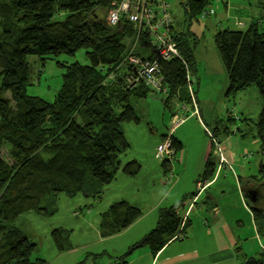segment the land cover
Segmentation results:
<instances>
[{
    "label": "trees",
    "instance_id": "1",
    "mask_svg": "<svg viewBox=\"0 0 264 264\" xmlns=\"http://www.w3.org/2000/svg\"><path fill=\"white\" fill-rule=\"evenodd\" d=\"M120 1H6L12 7L7 6L11 15L7 27L0 29V264H43L40 259L31 258L36 244L15 225L23 214L34 211L53 214L52 205L60 193L68 197L79 193L100 195V187L112 183L118 172L130 176L137 173V162L122 165L119 160L129 148L122 125L140 120L132 100L164 96L162 100L167 102L179 95V99L183 96L193 106L194 98L187 87L191 80L187 76L190 79L191 72L197 71L194 59L197 39L184 30L172 37L181 58L159 62L158 75L166 92L153 91L144 81L134 78L132 65L122 67L127 53L147 55L144 47L152 57L153 49L145 42L146 37L142 35L137 41L132 25L123 18L117 26L109 27L97 13L113 8ZM3 2L0 0V7ZM213 3L214 0H185L187 20L199 19ZM56 13L66 15L59 21L55 20ZM3 17L0 14V23ZM132 40L141 43L142 48L131 52L133 47L128 46ZM213 41L227 76L226 98L251 86L257 88L262 98L253 137L259 142V172L264 180V22L256 17L243 29L220 28ZM80 49L85 50L88 63L65 67L62 86L52 102L26 94L29 56L39 59L59 54L72 56ZM185 68L190 73L186 74ZM228 121L235 123V119ZM224 132L235 133L228 127ZM236 132L246 137L243 129L237 128ZM166 141H170V156L165 153L160 156L155 144L152 154L162 162L164 174L169 176L171 159L182 150V144L173 136H163L160 145ZM5 145L8 159L3 157ZM213 163L209 154L201 175L203 180L214 175ZM186 200L182 198L170 207L159 208L155 227L129 248L128 255L143 247L152 254L160 251L172 239L169 229ZM262 209L260 205L253 206L252 213L255 222L264 225ZM141 216L139 208L125 201L112 204L100 218L101 238L120 234ZM187 224L186 220L182 228ZM51 239L59 252L71 247L70 234L65 229H54ZM245 264L264 262L248 259Z\"/></svg>",
    "mask_w": 264,
    "mask_h": 264
},
{
    "label": "rangeland",
    "instance_id": "2",
    "mask_svg": "<svg viewBox=\"0 0 264 264\" xmlns=\"http://www.w3.org/2000/svg\"><path fill=\"white\" fill-rule=\"evenodd\" d=\"M2 1L5 2L0 7L3 10L0 11V14H3L4 17L0 23V29L7 27V21H10L11 17L8 14L9 11L7 12V6L12 7L6 4L7 0ZM131 1L133 0H128V2ZM164 1L166 6L168 5L167 12L173 21L168 23V30L170 32L184 30L193 34L197 39L194 50L197 71L191 72L192 76L189 79L191 82H188L187 86L193 95L195 109L191 102H186L183 96V100L179 99V95L172 97L169 101L167 99V102L162 100L164 96H159V98L148 96L147 98L132 100V106L140 120L138 123L129 122L122 125V131L129 143V148L121 154L119 160L122 165L132 161L137 162L139 166L137 173L130 176L118 172L112 183L100 187V195L87 196V194L79 193L76 196L68 197L66 194L60 193L53 202V214L43 215L34 211L20 216L15 221L16 227L21 229L30 241L36 244L32 259H40L43 264H134V261L136 264H146L144 249L136 250L134 253L132 251L128 255L129 248L155 227L159 208L170 207L182 198H188L185 201L187 205L190 201L189 197L198 188L200 191L205 188L208 189L205 185L207 180H203L201 175L209 154L214 160L220 159L219 154L225 155V152L235 154L240 152L241 158L245 162L259 163L261 158L259 143L257 146L251 145V143L254 140L258 141L253 135L255 134V123L262 108V98L255 86L238 91L233 97L226 98L227 76L214 44L213 35L220 28L243 29L250 20L260 16L255 15L251 19L243 16L238 17L239 19L232 18L227 9L218 6L217 3L221 0H214V3L205 10V13L200 14L199 19H193L189 22L183 9L185 0ZM244 1L250 4L252 11L261 12L260 2H264L263 0ZM226 2L228 4L229 0ZM116 9L117 7H111L107 10H98L97 13L108 25L107 17ZM65 15V13H56L55 20L62 21V17ZM242 15L248 14L243 13ZM12 23H16L15 20H12ZM135 40L129 42L128 48L135 45ZM132 50L133 48L131 52ZM129 58L126 57L122 67L126 68L129 64ZM27 59L29 61V80L25 90L26 94L39 97L46 102H52L60 90L65 67L88 63L83 49L77 50L72 56L59 54L40 59L29 56ZM122 67L121 69H123ZM128 82L133 83L130 79ZM186 90L183 91L185 97L188 96V90ZM193 113L197 114L198 117ZM174 116L176 118L173 121L177 120L179 124L173 130L172 136L181 142L182 150L171 159V171L169 176H166L162 162L155 159L150 149L152 150L154 146L157 149L160 146L161 139L168 135L169 127H172L171 120ZM228 118L235 119V123L228 121ZM225 127H228L230 131H235V133L226 134L224 132ZM237 128L243 129L245 138L240 137V134L236 132ZM215 131L216 135L214 134ZM241 142H246L248 147L240 148ZM217 145L224 147L223 152L219 153L216 150V148L218 149ZM7 147L5 145L3 150L5 159H8ZM170 155L171 153H168V156ZM229 166L230 164L227 162V165L220 166L219 169L222 170V167L227 169ZM258 168L260 169V167ZM259 169L258 174L252 177L253 180L262 179ZM253 171L256 173L257 169H253ZM222 179H225L224 173H222L219 182ZM220 186L211 188V194L217 199L221 192ZM171 188H174V191L168 194ZM200 191L197 192V195L200 194ZM235 192H237L235 184L229 176L227 191L219 199L220 203L225 205L229 218L233 217V211L229 209L226 201L230 200L233 196L232 193ZM263 195L264 190H261V199L264 197ZM205 197L207 196L197 197L199 205L206 200ZM192 200V205H194ZM121 201L139 208L142 216L125 231L104 240L100 236L101 215L112 204ZM160 204L162 205L159 206ZM198 204H195L187 214L189 221L186 227L188 228L187 232L189 231V237L183 241L174 242V244L183 243L182 246L193 245L195 248L199 246L201 248L208 247L213 242L215 231L209 227H216L217 223L215 219L214 221L210 220V211L200 208L201 206L198 207ZM186 205L182 211L186 209ZM262 205L264 211V204ZM246 212H244L245 217L242 218V226L233 222V219L228 220L222 217L217 230L232 234V231H228V227L230 230L232 226L239 227L236 234L240 240L235 238L234 243H246L245 248L249 249L252 254L255 251L256 253L264 252V225L261 222H256L260 234L257 240V236L254 237L253 228L255 224L251 212L248 209ZM176 218L177 216L174 220ZM178 221L175 220L171 225L170 229L175 228L174 233L179 230ZM56 228H62L69 232L70 249L62 252L55 249L51 233ZM209 231L212 232L209 233ZM176 235L172 238L181 240L183 231L176 233ZM261 261L264 262V260Z\"/></svg>",
    "mask_w": 264,
    "mask_h": 264
},
{
    "label": "crops",
    "instance_id": "3",
    "mask_svg": "<svg viewBox=\"0 0 264 264\" xmlns=\"http://www.w3.org/2000/svg\"><path fill=\"white\" fill-rule=\"evenodd\" d=\"M220 8H224L228 10V13L236 19H239L238 17H248L251 19L255 15H258L261 17L262 22H264V5L260 2V7L262 8L261 12H256L255 10L252 11L250 4L247 3L244 0H229L228 4L226 0H221L219 3H217ZM243 13H246L248 15L244 16ZM235 19V20H236ZM258 141L254 140V142L251 143V145L257 146ZM153 146V145H152ZM248 144L246 142L240 143V148H247ZM153 148V147H152ZM224 148V147H223ZM152 150L150 149V152ZM224 155V154H223ZM224 158L227 160V162L231 166V171L226 169L225 167H222V170L219 169L220 165L219 162H216L218 160L217 158L214 159V175L212 178L208 179L207 182L204 184L208 189L201 190L199 195H197V191L191 194V199L186 205V209L182 211V208L179 210L177 214V218L175 219L178 221L177 227H179V230L176 231V233H180L183 231V237L181 240L173 239V236H177L176 233H174V229H169L170 234H172V239L157 253L152 254L150 249L147 247L136 249L138 251L144 249L145 255H146V264H245V260L248 259H255L258 261L264 260V252L259 253H250L249 249L245 248L246 243H239L235 242L234 239L237 238V240H240V237L236 234L237 228L239 227H228V231H232V234L221 232L217 230L219 224L222 221V217L228 220H232L233 222H236L239 224V226H242V218L245 217V213L248 209V211L251 212L253 223L255 224L254 230V237L257 240L259 238V231L258 226L254 220V216L252 213L253 206L246 200L245 192L252 188V187H259L262 183H264V180H260V178L254 179L252 177L256 176L258 174V167L260 165L259 163L255 162H245L240 155V152L235 154L233 152H225ZM225 166V165H223ZM253 169H257V172L254 173ZM224 171V172H223ZM222 173L225 175V179L221 180L219 182ZM229 176L233 179V182L235 184V189L237 192L232 193L233 196L230 198V200L226 201V203L229 205V209L233 211V217H228V212L225 210V205L221 204L219 199L225 194L227 191V186H229ZM252 178V179H250ZM228 184V185H227ZM208 185V186H207ZM223 185V186H220ZM213 186H220L219 189H221V192L219 193V198L217 199L214 195L211 194V188ZM264 188V185H262ZM263 190V189H262ZM174 191V188H171V191L168 193H172ZM261 192V190H260ZM167 194V195H168ZM194 194V195H193ZM185 193L183 194V196ZM207 196L205 197L206 200L199 205L197 197L201 196ZM264 196V195H263ZM193 199V200H192ZM196 199V200H195ZM194 205L198 204V207L204 208L205 210H209V218L211 221H216L217 226H210L209 228L214 232V240L212 243L209 244L208 247H197L195 248L192 246H182L183 243L180 244H174V242H180L189 237V231L187 232L188 228L185 226L182 228L184 222L188 220V212H190L193 209L192 202ZM160 202V201H159ZM210 202V204H208ZM172 204V203H171ZM160 204L159 206H161ZM210 207V209H209ZM181 211V212H180ZM222 211V212H221ZM184 212L183 214H181ZM247 214V212H246ZM187 217V218H186ZM186 218V219H185ZM174 220V221H175ZM206 225H208L206 223ZM189 226V225H188ZM212 231H209L212 232ZM191 237V235H190ZM137 238V237H136ZM190 239V238H189ZM136 242V241H135ZM135 250V251H136ZM133 251V253L135 252ZM255 254V255H254ZM134 264H136V261H134Z\"/></svg>",
    "mask_w": 264,
    "mask_h": 264
},
{
    "label": "built area",
    "instance_id": "4",
    "mask_svg": "<svg viewBox=\"0 0 264 264\" xmlns=\"http://www.w3.org/2000/svg\"><path fill=\"white\" fill-rule=\"evenodd\" d=\"M117 9L107 17V23L110 26H117L121 19L123 18L126 22L130 23L140 36L146 37V42L153 49L152 58L155 57L159 62L171 60L174 58H181L177 50L176 43L170 36L168 30V23L171 20L167 7L164 0H133L128 2V0H121L113 8ZM159 8V9H158ZM173 22V21H172ZM241 26V25H240ZM134 70V78L136 80H142L146 85L153 89V91L166 92V89L161 86L160 77L158 75V67H153L151 63H146L144 66H134V61L131 59ZM189 81V76H187ZM156 84V86H154ZM194 114V113H193ZM176 117L173 118V120ZM177 121V120H176ZM175 121H173L174 124ZM179 124H174L175 126ZM212 137V135H211ZM216 147V146H215ZM216 150L220 153L223 152V146L217 145ZM168 148V149H167ZM160 156L168 153L172 154V150L169 149V142L166 141L164 145H160L156 151ZM220 159L219 165H227V161L223 154H219ZM158 156V155H157ZM158 156L157 158H160Z\"/></svg>",
    "mask_w": 264,
    "mask_h": 264
},
{
    "label": "bare ground",
    "instance_id": "5",
    "mask_svg": "<svg viewBox=\"0 0 264 264\" xmlns=\"http://www.w3.org/2000/svg\"><path fill=\"white\" fill-rule=\"evenodd\" d=\"M177 32H179V31H174V32H172V33H170V36L171 37H175V36H177ZM135 37H136V40L137 41H140V35H139V33H137L136 31H135ZM136 41V43H135V45L133 46V50H137V49H139V48H142V46H141V43H139V42H137ZM145 42H146V39H145ZM132 50V51H133ZM142 50H145L146 51V53H147V55L145 54V53H141L139 56H134V55H132L131 53L129 54V53H127V58L128 57H130L129 58V64L130 65H132L133 66V64L131 63V59H133V61H134V66H144V64H146V63H151V65L153 66V67H159V61L155 58V57H151V54L147 51V47H144ZM141 50V51H142ZM149 54H150V56H149ZM185 72H186V74L187 73H190V70L189 69H187V68H185ZM154 86H156V84H154ZM193 108L195 109V107L193 106ZM175 117V116H174ZM173 117V118H174ZM172 122V127H169V132H168V135H167V137L168 138H170L171 136H172V133H173V130L175 129V127L177 126H175L174 124H177V121H175L174 122V124H173V120L171 121ZM169 142V145H170V141H168ZM152 151H155L154 149L152 150ZM229 171H231V166H229L228 168H227ZM262 204H264V197L259 201V205H260V207L261 208H263V205ZM260 209V208H259ZM187 218V217H186ZM185 218V219H186ZM183 227V226H182ZM125 231V230H124ZM26 238L28 239V240H30L28 237H27V235H26Z\"/></svg>",
    "mask_w": 264,
    "mask_h": 264
},
{
    "label": "water",
    "instance_id": "6",
    "mask_svg": "<svg viewBox=\"0 0 264 264\" xmlns=\"http://www.w3.org/2000/svg\"><path fill=\"white\" fill-rule=\"evenodd\" d=\"M260 167V165H259ZM257 191L256 190H250L245 192L246 200L252 205V206H258L259 202H257L256 199Z\"/></svg>",
    "mask_w": 264,
    "mask_h": 264
},
{
    "label": "flooded vegetation",
    "instance_id": "7",
    "mask_svg": "<svg viewBox=\"0 0 264 264\" xmlns=\"http://www.w3.org/2000/svg\"><path fill=\"white\" fill-rule=\"evenodd\" d=\"M250 190H256L257 191V196H256V199H257V202H259L261 200V196H260V190H261V187H252L250 189H248V191Z\"/></svg>",
    "mask_w": 264,
    "mask_h": 264
}]
</instances>
